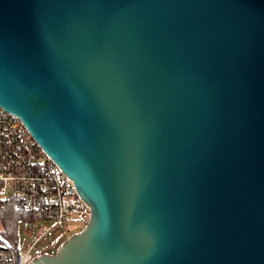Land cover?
I'll use <instances>...</instances> for the list:
<instances>
[{
	"label": "water",
	"instance_id": "obj_1",
	"mask_svg": "<svg viewBox=\"0 0 264 264\" xmlns=\"http://www.w3.org/2000/svg\"><path fill=\"white\" fill-rule=\"evenodd\" d=\"M0 107L89 209L26 264H264V0H0Z\"/></svg>",
	"mask_w": 264,
	"mask_h": 264
},
{
	"label": "built area",
	"instance_id": "obj_2",
	"mask_svg": "<svg viewBox=\"0 0 264 264\" xmlns=\"http://www.w3.org/2000/svg\"><path fill=\"white\" fill-rule=\"evenodd\" d=\"M0 206L12 208L25 221L49 223L25 244L14 243L6 235L0 213V264H26L51 244L52 241L42 243L47 231L82 222L89 216V209L71 180L46 155L21 120L2 107Z\"/></svg>",
	"mask_w": 264,
	"mask_h": 264
},
{
	"label": "rangeland",
	"instance_id": "obj_3",
	"mask_svg": "<svg viewBox=\"0 0 264 264\" xmlns=\"http://www.w3.org/2000/svg\"><path fill=\"white\" fill-rule=\"evenodd\" d=\"M4 223V222H3ZM86 220L84 221H76L74 223H64L65 225L60 226L59 228L53 230L50 229L49 231L46 232L44 235V239L42 243L46 241H53L56 240L57 242L61 240L62 238L67 237L69 234L72 232H77L82 227L85 225ZM49 223L47 222H41V221H22L19 220V224L17 225V230H16V241L19 243H26L29 241L33 236L39 233V231L43 230L46 228V226ZM68 225V226H66ZM10 238H14V235L8 234ZM26 246V245H24Z\"/></svg>",
	"mask_w": 264,
	"mask_h": 264
},
{
	"label": "trees",
	"instance_id": "obj_4",
	"mask_svg": "<svg viewBox=\"0 0 264 264\" xmlns=\"http://www.w3.org/2000/svg\"><path fill=\"white\" fill-rule=\"evenodd\" d=\"M1 217L2 220L4 221L5 227H6V235L9 236L8 234H12L14 235V238H11V240L16 243V230H17V223L18 220H22L25 221L24 218H21L19 215H17L16 212H14V210H12V208H5V207H1ZM75 232H72L71 234H69L67 237L62 238L61 240H59L58 242L56 240H53L51 242L50 245H48V248L44 251V253H50V254H55L57 252V249L59 247V245L65 240L67 239L70 235H72ZM9 242V241H8ZM11 243V242H9Z\"/></svg>",
	"mask_w": 264,
	"mask_h": 264
}]
</instances>
